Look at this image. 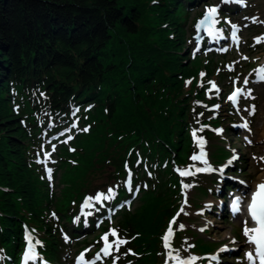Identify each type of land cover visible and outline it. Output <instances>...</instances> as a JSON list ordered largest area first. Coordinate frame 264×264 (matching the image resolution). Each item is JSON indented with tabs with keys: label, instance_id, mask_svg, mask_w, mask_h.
I'll return each instance as SVG.
<instances>
[{
	"label": "trees",
	"instance_id": "trees-1",
	"mask_svg": "<svg viewBox=\"0 0 264 264\" xmlns=\"http://www.w3.org/2000/svg\"><path fill=\"white\" fill-rule=\"evenodd\" d=\"M193 1L0 0V264H19L23 222L36 229L40 252L62 264L64 234L90 235L100 220V232L116 229L128 241L104 264L115 257V264L158 263L164 218L185 219L181 185L198 187L201 194L209 185L200 173L182 179L175 172L192 163L194 130L212 139L200 115L204 93L195 82L202 69L212 75L216 63L202 54L187 55L186 4ZM86 127L89 131H82ZM66 129L72 132L58 143L52 179L66 189L59 198L50 197L32 146L42 132L50 136ZM103 174L105 184L90 188L91 178ZM108 188H114L113 199L93 201L79 213L83 195ZM154 196L162 197L166 208L142 234L138 225L155 207L145 199ZM121 200L143 206L120 211L109 225L104 210ZM52 209L55 228L44 216ZM115 239L109 235L110 242ZM101 242L98 237L96 244ZM210 248L199 245L198 253ZM129 249L135 255L126 254Z\"/></svg>",
	"mask_w": 264,
	"mask_h": 264
},
{
	"label": "rangeland",
	"instance_id": "rangeland-1",
	"mask_svg": "<svg viewBox=\"0 0 264 264\" xmlns=\"http://www.w3.org/2000/svg\"><path fill=\"white\" fill-rule=\"evenodd\" d=\"M246 4H244L245 9L241 12V14H238L237 16H231L227 17L222 14V11L219 9V23L223 22V26H226V24H230L227 21L232 22H238L241 26L243 25L244 30L241 31L242 35V44L241 49L238 51L235 55V57L231 60H228L224 62V69L225 72L220 74L218 73L217 68L215 69V74L208 75L205 69H202L199 72L198 79L195 82V85L197 86V89H199V93L203 92V102L200 103V107L202 111L206 112V117L208 118L207 124L210 129L207 131L211 133L212 139L205 140L207 143L204 145V151L207 153V156H209V163L211 166L216 167L220 166L222 164H225L226 156H221L222 152H224L220 147L218 146H212L214 143L212 140L215 137L216 133H219L222 135V138L227 143V150L230 154L227 161L233 162V157H238L235 164L240 169L241 173H236V176L245 181L247 186L250 184L258 181V178L264 175V160L260 159L261 157H264V140L260 137L258 127L261 122V120H264V84L261 87L256 86V90L254 94L252 95V90L254 89V82H252L248 87L244 85L245 78L251 80V77H254L253 74L255 72V69L260 66V64L264 60V39H262L259 43L256 42L257 37H264V0H245ZM222 0H202V2L195 3L191 8V14H188L187 22L185 24V29L188 33V39L191 38V30L189 27L195 22V20L201 16V14H204L206 11V7L208 6H220ZM248 19H245V18ZM252 18H257L256 23H253ZM248 24L255 25L252 29ZM194 35V31H193ZM254 44H256L254 46ZM257 47L258 49H256ZM190 53H195V41L192 40V46L187 50V55ZM249 55H251V62L249 61ZM244 57H247L248 59L245 60ZM216 67V66H215ZM213 69V70H214ZM234 71L235 74L231 75L230 72ZM201 73L204 75L201 76ZM222 75V78H221ZM210 80V81H209ZM252 81V80H251ZM193 82V80H191ZM214 82L216 84L217 89L219 91L214 90L211 87V83ZM233 85H237L239 87H246L245 91L251 90V97L248 96H242V100H246L248 102L249 106H245L240 108L239 105L236 107H233L229 105L226 101L227 93L230 91V89L233 87ZM210 86V87H209ZM218 95H221L223 97V100L221 102H217L219 104L217 110H212V104L208 108V103L212 102L214 97H217ZM254 97V98H252ZM247 104V105H248ZM255 105L256 112L249 114L251 110V106ZM19 108L16 107L15 111L19 112ZM90 109H88L89 111ZM233 112L236 113L237 119L233 115ZM251 116V117H249ZM247 121L248 124L251 125L252 130L250 128H246L247 131L251 134H243V131L241 129L242 125ZM77 130V128L75 129ZM222 130V131H218ZM213 134V135H212ZM197 138H199L196 134L195 143L197 145V150L195 152V155H198L200 153V147L197 144ZM217 145H221L223 142L220 140V138H217ZM252 141V143H248V141ZM40 142V141H39ZM41 143L42 145L46 146L48 151H52L51 144L48 143V140H45ZM33 154L39 156V153H43L42 149H35V145L32 146ZM55 158V153H53V156ZM255 157V158H254ZM55 163L53 166L56 167L57 162V156L54 159ZM174 160V159H172ZM179 164V163H178ZM179 165H186L185 163H180ZM50 169L53 168L52 165L47 164ZM41 167V166H40ZM42 167L44 169V165L42 164ZM195 167H205V165L197 161V163H191L190 165H187L185 169H190ZM185 170L180 169L179 167H175V170ZM111 168H107L106 172H109ZM45 171V170H44ZM47 172V171H46ZM55 175V170H53ZM215 182L217 184V187L223 191V184L226 183L223 181L220 177V173L218 171H212ZM212 172H203L204 174H211ZM202 173V174H203ZM256 173V175H255ZM106 174V173H105ZM103 174L101 176L93 177L91 178V184L90 188H98L99 186H103L106 182V175ZM235 176V177H236ZM186 177V176H184ZM181 178V177H180ZM60 179H62L60 177ZM204 179H209L208 177H205ZM105 180V182H103ZM47 181L51 183V178L47 177ZM54 187L48 188V194L50 197L54 196L56 198H59V195H62V192L66 189L65 184L62 183L61 180L56 177L54 178ZM215 187L216 193L219 191V189ZM198 187H189L185 189L183 185H181V205L179 209H183L184 217L185 219L183 221H180L176 225V229L174 228V233L176 235V238L178 236L179 241L185 242L187 244V248L191 247V239L193 240H199L198 242H202L203 244L210 245V249L205 252L203 257H200L202 261H204L205 264H235L233 261V258L237 260V258H240L237 263L239 264H245V259L243 258L244 250L246 248H243L246 245L245 240L240 237L238 238L237 235L234 233L233 227L234 222L227 221L220 219L217 213H220L219 209H215L212 213L208 210L204 209L205 207H219V205L222 203L221 201L212 200L211 198H207L208 196H200V192ZM40 192H42L41 189H39ZM91 191V190H90ZM42 195H40L39 201H42L43 198H41ZM56 198H52V200H56ZM150 204V207L153 208V212L145 217L143 220L140 221L138 225V230L142 234L147 233L153 228V222L154 217L158 214H164V212L161 210V208H166V204L163 201L162 197L156 198H147L145 199ZM153 200V201H151ZM185 200H187V203H185ZM45 204V203H42ZM203 204V207H202ZM138 201L134 204L130 205L128 208L123 209V211L128 212H134L137 209ZM143 205L140 204L138 206V210ZM202 207V208H201ZM54 211V209H52ZM144 212V211H143ZM50 213V211H49ZM166 214V213H165ZM49 220H52L50 215H47V213L44 214ZM166 217V215H165ZM135 221V220H134ZM166 221V225L164 226L163 230L160 231V234L157 236L158 241L163 242V236L165 234V230L169 228L170 226V219L164 218V223ZM180 225H183L181 228ZM192 226V228H191ZM239 226V225H238ZM237 227V226H236ZM203 229V230H202ZM189 236H192L189 238ZM41 237L43 241L45 242V238L43 237V233L41 232ZM97 238V236L89 238L86 242H91L93 239ZM143 239V238H142ZM150 242V241H149ZM148 246V245H147ZM72 251L71 253L67 252L63 255L65 258V264H77V258L81 255L82 251L84 249H88V252L93 250V246H83L81 248H75L71 247ZM186 248V249H187ZM220 248V249H219ZM218 249V250H217ZM221 249H226L224 252L221 251ZM217 250V251H216ZM198 253V248L196 249ZM218 253V262L212 261L210 257L213 256L214 253ZM100 253V252H98ZM196 253V254H197ZM216 253V254H217ZM236 253V254H235ZM84 254V252H83ZM102 255V253H101ZM97 253L91 255L89 258L84 255V260L86 262L95 261V263L100 262V258L96 259ZM191 257H197L196 255L187 252V258L190 259ZM198 258V257H197Z\"/></svg>",
	"mask_w": 264,
	"mask_h": 264
},
{
	"label": "snow or ice",
	"instance_id": "snow-or-ice-1",
	"mask_svg": "<svg viewBox=\"0 0 264 264\" xmlns=\"http://www.w3.org/2000/svg\"><path fill=\"white\" fill-rule=\"evenodd\" d=\"M223 3H232L235 2L237 4H244L245 0H222ZM245 19H248L247 17ZM253 23L258 22L257 18H252ZM228 23H231V21H227ZM219 23V7L218 6H208L206 7L205 14L201 20L196 24V29L199 31L200 29H203L204 32L212 37H222V31L220 29L216 28V24ZM231 38L234 42L237 44L239 43V37L237 35L239 31L238 25L231 23ZM264 37H257L256 42L259 43ZM227 49H222V51H226ZM196 51H199V48L196 49ZM244 59H248L247 57H244ZM204 74L201 73V76ZM256 78L258 81H264V68H259L256 70ZM191 81H186V85L190 84ZM213 89H217L216 84L214 82H210ZM249 83L248 79L245 78L244 85L246 86ZM244 95L251 97V90L245 91L243 88H236L232 94L228 97L229 100L235 102L238 100L239 96ZM254 98V97H252ZM218 107V106H217ZM256 108L255 105L251 106V110L249 114H253L255 112ZM73 128L76 127V124L73 123ZM244 128H248V123L245 121V123L242 125ZM82 131L87 132L89 131V128H84ZM222 131V130H218ZM193 137L196 138V130L193 131ZM68 139H72L71 136L68 137ZM67 141H65L66 143ZM207 142L202 138H197V144L200 147V153L198 155H193L190 159L193 161H200L202 162L205 167H195L185 170H177L179 171V174L181 176H189L193 175L195 173H203V172H212L215 171L209 163L207 159V153L204 151V145ZM248 143H252V141H248ZM238 157L234 156L233 159H237ZM255 158V157H254ZM260 159L264 160V157H261ZM49 177L51 178V172L52 170L49 168L48 170ZM243 183V182H242ZM147 187V185H145ZM183 187L185 189L189 188L190 185L184 184ZM138 191L139 189H135ZM114 198V188H108L106 192H97L94 196H88L85 199V203L83 207L91 208L93 207V201H95L97 204L101 203L102 201L111 200ZM185 203H187V200H185ZM241 198L237 197L235 201L233 202V210L234 213H238L240 211V205ZM183 211V209H181ZM55 216V213L52 214ZM88 215H91V213H88ZM248 215L251 219V221L255 224V227H248V221H244V227H243V235L247 238L248 244L254 246L252 251H249L245 254V258L249 262V264H264V182L259 183L256 186L255 191L251 194V201L248 204ZM79 220V217L76 218ZM182 228L183 225H180ZM203 230V229H202ZM109 235L113 237H117L114 241H109ZM173 235V230L171 225L167 229V234L163 237L165 248L170 247V237ZM67 239V238H66ZM101 239L104 242L103 248H101L100 253H97L96 259L100 258V254L102 253L103 256L108 257L111 256L113 251L119 252L120 247L127 244L128 241L126 239L120 238L118 236V232L116 229H111L109 233H106L104 236L101 237ZM26 240L28 242L27 251L25 253V260H34L36 259V254L34 250L33 245V236L30 233L28 236H26ZM36 243H39V241H36ZM226 249H221V251H225ZM132 254L135 255L131 251V249L128 250V253L126 254ZM169 257L172 259H175L178 264H194L195 260L198 259L197 257H191L188 261L181 260L178 256L172 257V254L169 253ZM119 257H115L113 264H115V260H118ZM212 261L218 262V257L216 255H213L210 257ZM77 264H95V261L86 262L84 260V254L81 253V255L77 258Z\"/></svg>",
	"mask_w": 264,
	"mask_h": 264
},
{
	"label": "bare ground",
	"instance_id": "bare-ground-1",
	"mask_svg": "<svg viewBox=\"0 0 264 264\" xmlns=\"http://www.w3.org/2000/svg\"><path fill=\"white\" fill-rule=\"evenodd\" d=\"M258 131H259L260 137L264 140V120L263 119L261 120V122L259 124ZM220 147H222L223 149H225V146L224 145H220ZM261 177H259L258 179H260Z\"/></svg>",
	"mask_w": 264,
	"mask_h": 264
}]
</instances>
